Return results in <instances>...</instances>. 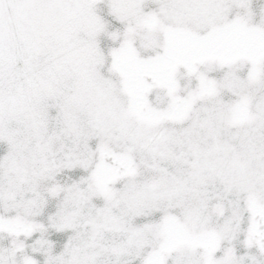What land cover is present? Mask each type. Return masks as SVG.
Masks as SVG:
<instances>
[{
	"label": "snow or ice",
	"instance_id": "snow-or-ice-1",
	"mask_svg": "<svg viewBox=\"0 0 264 264\" xmlns=\"http://www.w3.org/2000/svg\"><path fill=\"white\" fill-rule=\"evenodd\" d=\"M0 264H264V0H0Z\"/></svg>",
	"mask_w": 264,
	"mask_h": 264
}]
</instances>
